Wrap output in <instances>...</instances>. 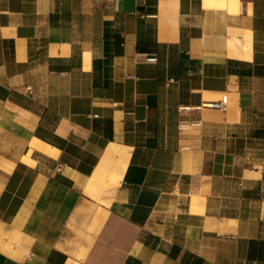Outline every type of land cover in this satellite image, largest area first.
I'll return each mask as SVG.
<instances>
[{"label": "crops", "instance_id": "crops-1", "mask_svg": "<svg viewBox=\"0 0 264 264\" xmlns=\"http://www.w3.org/2000/svg\"><path fill=\"white\" fill-rule=\"evenodd\" d=\"M0 264H264V0H0Z\"/></svg>", "mask_w": 264, "mask_h": 264}, {"label": "built area", "instance_id": "built-area-1", "mask_svg": "<svg viewBox=\"0 0 264 264\" xmlns=\"http://www.w3.org/2000/svg\"><path fill=\"white\" fill-rule=\"evenodd\" d=\"M148 60L157 61V57L156 56H150L148 58ZM226 101H227V95H224L220 101L213 102V103H210L208 105L212 108L225 111L227 109Z\"/></svg>", "mask_w": 264, "mask_h": 264}]
</instances>
